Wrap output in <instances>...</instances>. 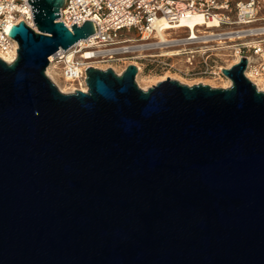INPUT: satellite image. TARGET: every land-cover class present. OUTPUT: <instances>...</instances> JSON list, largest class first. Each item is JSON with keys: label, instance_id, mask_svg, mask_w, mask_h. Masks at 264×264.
<instances>
[{"label": "water", "instance_id": "95a60500", "mask_svg": "<svg viewBox=\"0 0 264 264\" xmlns=\"http://www.w3.org/2000/svg\"><path fill=\"white\" fill-rule=\"evenodd\" d=\"M0 58V264H264V91L247 57L229 87L170 77L143 89L130 64L86 69L65 93L50 57L95 32L28 0Z\"/></svg>", "mask_w": 264, "mask_h": 264}, {"label": "built area", "instance_id": "2783aa9c", "mask_svg": "<svg viewBox=\"0 0 264 264\" xmlns=\"http://www.w3.org/2000/svg\"><path fill=\"white\" fill-rule=\"evenodd\" d=\"M60 15L56 22L62 21L70 30L86 20L93 21L95 28L88 38L50 57L55 66L61 65L69 91L82 86L87 91L90 66L108 69L100 64L129 60L125 69L136 65L137 77L150 68L164 73V79L198 80V84L228 79L222 69L244 56L246 76L264 91L258 81L264 77V38L252 33L264 28L258 25L257 0H65ZM197 15L203 22L190 27ZM22 21L37 31L28 0H0V58L7 63L17 59L19 49L9 32ZM161 30L165 40L158 35ZM177 30H186L187 35L170 37ZM128 32L135 36L127 37Z\"/></svg>", "mask_w": 264, "mask_h": 264}, {"label": "rangeland", "instance_id": "374dc122", "mask_svg": "<svg viewBox=\"0 0 264 264\" xmlns=\"http://www.w3.org/2000/svg\"><path fill=\"white\" fill-rule=\"evenodd\" d=\"M257 1L259 3V17L261 18V20L258 22V25H264V0H257ZM186 35H187L186 30H177V31H171L170 32V37H173V38L184 37ZM126 36L127 37H133V36H135V33L134 32L133 33L128 32V33H126ZM261 38H264V37H261ZM127 63H129V60L128 61L113 62L111 64H100V66L103 68H105V67L113 68L116 73L121 74L125 70ZM53 74L55 75V78L58 81L59 86L62 88H65V86L67 85V82L62 75L61 65H57L55 68H53ZM149 75H153V76H157V77L158 76H166L164 73H161V72H158L155 70L151 71L150 68H144V71L142 73H140V77L139 78L137 77L138 79H136L138 84L140 85V87H142L143 89H148L149 87L158 83V82H156V83L146 82L143 80V77H146ZM180 79H181L182 83L188 84V85H194L198 82V80H190V79H182V78H180ZM228 80L229 79L217 80V81L216 80L215 81H205V84H209L212 87H229L231 85V81L229 80L230 85L227 86Z\"/></svg>", "mask_w": 264, "mask_h": 264}, {"label": "bare ground", "instance_id": "6f19581e", "mask_svg": "<svg viewBox=\"0 0 264 264\" xmlns=\"http://www.w3.org/2000/svg\"><path fill=\"white\" fill-rule=\"evenodd\" d=\"M196 22L202 23L203 22V18L201 16H199V15L195 16L193 18V20L189 23L190 27H194V25H195ZM211 23H216V21H213V22L211 21L209 24H211ZM242 33L244 34V32H242ZM252 33H254L255 35H258L259 34V35H262V37H264V28H260V29H257V30H253ZM158 35L163 40L166 39L165 33L162 30L158 32ZM5 59H7V58H5ZM52 59H53V57H51V60ZM55 67L56 66L53 63H51L50 66L47 69V74L59 86L58 81L56 80L55 75L53 74V68H55ZM139 77H140V74L138 75V78ZM164 77H166V76H158L157 77V76L149 75V76L143 77V80L146 81V82L156 83V82H159L160 80L164 79ZM249 77H250V75H249ZM254 77L257 78V76H255V75H254ZM258 81H259L260 85L264 89V77H260V79ZM202 83H205V82H202ZM229 85H230V81L228 80L227 86H229ZM60 89H61L62 92H65V93H70V92H74L75 90H77L76 88H74V89H72V91L71 90L69 91V90H67L68 89V86L67 85L65 86V88L60 87ZM83 89H85L84 86H82L81 90H83Z\"/></svg>", "mask_w": 264, "mask_h": 264}]
</instances>
